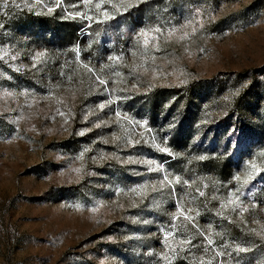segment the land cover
I'll return each mask as SVG.
<instances>
[{
    "label": "rangeland",
    "instance_id": "rangeland-1",
    "mask_svg": "<svg viewBox=\"0 0 264 264\" xmlns=\"http://www.w3.org/2000/svg\"><path fill=\"white\" fill-rule=\"evenodd\" d=\"M95 3L17 0L16 9L9 0L0 12V264H264V0H133L126 12L105 3L115 18L103 23ZM76 11L93 18H65ZM142 28L147 45L135 35ZM37 52L44 56L33 67ZM109 92L120 99L95 108ZM88 109L95 115L85 120ZM129 137L141 143L126 148ZM101 152L155 159L190 183L177 185L176 196L150 193L163 204L145 207L149 200L114 189L162 174L93 161ZM252 164L262 171L244 185ZM230 189L245 211L229 202ZM180 196L183 210H194L191 223L171 219ZM236 244L249 251L237 254Z\"/></svg>",
    "mask_w": 264,
    "mask_h": 264
},
{
    "label": "snow or ice",
    "instance_id": "snow-or-ice-1",
    "mask_svg": "<svg viewBox=\"0 0 264 264\" xmlns=\"http://www.w3.org/2000/svg\"><path fill=\"white\" fill-rule=\"evenodd\" d=\"M36 3H40V0H36ZM59 3H60V0H56V4L58 5ZM83 3L85 5H89L92 3V0H83ZM105 3L110 4L112 6V8L115 10V12H121V10L126 12L134 6L133 0H121V2L118 4L113 3V0H96L95 7L97 10H100L98 13V16H97V22H99V23H103L104 21H110V20H113L115 18L113 13H110L107 9L101 10V6ZM8 4H9V0H2V4H0V12H3L4 8L7 7ZM11 5H12V7L16 8V9H22V5L17 4V0H11ZM23 7H26L28 9V11L31 12L33 5L24 3ZM52 10H53L52 8H48L49 13H51ZM77 17H80L81 19H88V20H91L93 18L92 16H89L86 13L82 14L79 11H76L73 13H68L65 16L66 19L67 18L75 19ZM100 17H102L103 19L101 20ZM186 23H187V21H186ZM0 27H3V25H0ZM175 30H176L175 27H172L170 29V31H175ZM150 31L159 33L160 29L157 27V28L151 29ZM135 35L137 36V38L143 37L144 38V44L147 45L148 38H149V30L142 28L137 33H135ZM154 47H155V45H154ZM74 50L76 51V55L78 58L77 63L80 64L81 61L79 60L78 46ZM4 55L6 56L7 52H5ZM42 56H44L43 52H37L34 56L31 57V59L34 62L33 67H35V64L37 62H39L38 58L42 57ZM2 58L3 57H0V59H2ZM114 58L115 57H113L111 55L108 57L109 60L114 59ZM12 59L15 60L16 57L13 56ZM11 67L13 68L14 71H20L21 68L23 67V65H21V66L11 65ZM83 67L85 69H87V71L89 73H92L93 75H95L96 81L98 82V85L105 86L104 89H101L102 92L107 89L108 81L103 79L101 74L96 73L94 68L90 67V65L88 63L83 64ZM101 67H103V65H101ZM61 68H63V65L61 66ZM61 75H63V71H61ZM114 75H120V74L114 73ZM181 82L183 83V81H181ZM113 83H115V81H113ZM149 86H151V85H149ZM132 87L135 88L136 84L134 83L132 85ZM19 94L27 97L28 95L34 96L35 92L34 91L30 92L29 89H22ZM9 95H13V93H9ZM48 95H51V92H49ZM119 99H120V97L113 98V96L111 95V92H109V98L107 100H103L101 102H98L95 105V108L103 111L105 108L110 107V105H112L115 101H117ZM56 111H57V114H59L61 116L64 115V113L60 112L59 109H57ZM89 114L95 115V111L93 109H88V111L84 114L85 120H87ZM114 115L117 119V122L122 117V113L118 109L115 111ZM123 118L129 119L130 123L137 124L141 128H144L145 123H146L144 120H137V121L131 120V118H129L127 116V113L123 114ZM111 122H112L111 116H109L108 120H99V118H98V123L94 124V126L100 127L101 125H108ZM79 134H83V132H81ZM114 139H120V138L114 137ZM166 140H167V137H165V144H166ZM105 143H107V141H105ZM139 143H141L140 140H133L131 137H129L124 141V147H126V148L127 147H133L134 148L135 145L139 144ZM144 143H147V141H145ZM152 146L157 151H159L160 153L172 155L169 147L161 146V144L155 143V138H153ZM85 151H87V149ZM82 156H83V153H81L80 157H78V158H81ZM109 157L114 158V159H118L122 165H141V166L146 167L147 173L156 172V173L162 174V176L158 177L157 179H151V178L145 179L141 183H137L130 188L116 187L114 189V191L117 194H120L122 192L132 193L134 195V197L139 198V204H144L145 199L149 200L150 202L147 205H145V207H148V208H153V207L159 208L163 204V199L156 200V198L154 196H150V193H156V194H159L161 197H163L165 194V189H170V191L167 194L169 196H176L177 194H176L175 189H176L177 185L188 186L190 183L187 179L182 180V178L179 175H173L172 173H170L169 170L166 168L164 163L158 162L157 160L151 159V158H143V157L134 156V155H128V156H125L123 158H120V157L116 156L114 153H103V152H101L98 156H93L92 159H93V161H96L97 159L103 160V159H106ZM197 159L200 161H203L205 159V157L199 156V157H197ZM251 167H252V171L248 172L247 175L245 176L244 180H243L244 185H248L249 182L251 180H253L255 174L260 173L262 171L255 164H252ZM73 171L80 173L82 171V169L76 168V169H73ZM132 171L136 172L137 175H144V173L138 172L135 169H133ZM88 174L92 175L93 173H88ZM233 179L239 180L240 178L238 176H234ZM236 191H237V193H239V189H237ZM198 193H199V195H203V193L199 192V190H198ZM185 195H187V193H185ZM232 196H233V190L230 189L228 192L229 202L234 203L236 205V207H238L241 212L245 211L246 206L243 205L242 202H240L239 194L236 195L235 201L232 200ZM183 199H184L183 196L178 197V200L176 202V212L174 214H172L171 219L173 222H175L180 216H183V219L185 221H188L191 223V222H193L194 217L192 215H190L189 213L194 211V210L189 209L188 212H185L183 210L182 203H181L183 201ZM119 206L123 207V205H119ZM138 206L139 205L136 202L132 203V207H138ZM220 207L221 208L224 207L223 202H221ZM90 210H95V209H90ZM216 214L221 215V213H219V212H217ZM197 215H198V213H197ZM222 218H224V217H222ZM141 222L145 223V224L149 223L148 220H143ZM170 227L173 230H177L179 228V226L176 225L175 223L170 225ZM193 227H197V226L193 223ZM207 228L209 230H211L212 225L208 224ZM197 231L199 232L200 235H203V232H200L199 229H197ZM172 234L173 233L171 231L164 232L166 239H167V237L172 236ZM257 234L261 235L262 238H264V233H257ZM204 238L209 245L213 244V241H212V239L209 238V236H205ZM181 243L182 244H189L190 241L189 240H182ZM234 251L237 254H239V253L247 252V251H249V249L241 247L239 244H236ZM227 254L229 255V258L231 260L232 259L231 252H229ZM217 255H223V253L217 252ZM162 258L167 259V256H162ZM236 264H240L239 259H236Z\"/></svg>",
    "mask_w": 264,
    "mask_h": 264
},
{
    "label": "trees",
    "instance_id": "trees-1",
    "mask_svg": "<svg viewBox=\"0 0 264 264\" xmlns=\"http://www.w3.org/2000/svg\"><path fill=\"white\" fill-rule=\"evenodd\" d=\"M50 23L53 24V22H50ZM75 31H76V28L70 29L69 33H67L66 35H67L68 37H70V36L75 37V36H76V35H75ZM66 35H65V36H66Z\"/></svg>",
    "mask_w": 264,
    "mask_h": 264
}]
</instances>
